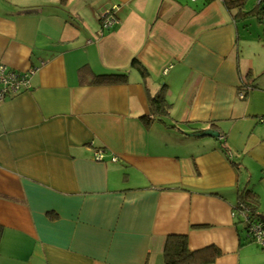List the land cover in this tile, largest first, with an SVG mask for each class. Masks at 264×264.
Wrapping results in <instances>:
<instances>
[{
	"label": "crops",
	"instance_id": "0c3cea01",
	"mask_svg": "<svg viewBox=\"0 0 264 264\" xmlns=\"http://www.w3.org/2000/svg\"><path fill=\"white\" fill-rule=\"evenodd\" d=\"M263 6L0 0V64L34 72L0 103V264H164L171 236L203 264H264L232 216L250 191L264 217ZM108 73L127 81L90 83Z\"/></svg>",
	"mask_w": 264,
	"mask_h": 264
},
{
	"label": "trees",
	"instance_id": "16d2710c",
	"mask_svg": "<svg viewBox=\"0 0 264 264\" xmlns=\"http://www.w3.org/2000/svg\"><path fill=\"white\" fill-rule=\"evenodd\" d=\"M246 0H220L227 11L234 9H241ZM262 11V9H261ZM263 13V12H262ZM131 67L138 69L143 75L145 69L138 63L137 60H132ZM127 81V73H108L101 76H93L90 83L94 85L100 84H119L125 83ZM248 92V91H247ZM244 95L246 90L242 91ZM151 111L158 115H168L169 105H167L162 91H160L156 96L150 98L149 100ZM255 194L253 192H245L239 196V201L236 205L234 211L245 210L249 219L254 221H259L256 215L253 213L255 210L254 206ZM239 223L244 225V229L247 231L248 222L244 220L243 217L237 216ZM263 223V221H260ZM200 252H191L187 248V242L185 237L171 236L166 238L163 245V260L164 264H203L206 259H202L199 256ZM212 260L214 256H211ZM211 260V262H212Z\"/></svg>",
	"mask_w": 264,
	"mask_h": 264
},
{
	"label": "built area",
	"instance_id": "2783aa9c",
	"mask_svg": "<svg viewBox=\"0 0 264 264\" xmlns=\"http://www.w3.org/2000/svg\"><path fill=\"white\" fill-rule=\"evenodd\" d=\"M257 5L262 7L264 4L262 5V0H257ZM263 10H264V6H263ZM108 14H110V12L106 11L104 15L100 18L104 30H109L114 24L113 17L107 16ZM170 68L171 66L164 68L162 74L166 75ZM33 73H34L33 71H30L27 73L20 74L15 71L9 70L4 65L0 64V103L7 96L15 95L23 89H28L29 79ZM243 95L244 93L242 94L241 92L240 97L242 98ZM93 157L94 160L97 162L102 161L101 151H96ZM115 160L116 159H114V161ZM246 214L247 212H245V210L239 212L237 211L232 212L233 217L239 215L243 217L246 222H248L247 235L249 239H251L257 245L262 246L264 244V225L260 221H254L249 219V217Z\"/></svg>",
	"mask_w": 264,
	"mask_h": 264
},
{
	"label": "water",
	"instance_id": "95a60500",
	"mask_svg": "<svg viewBox=\"0 0 264 264\" xmlns=\"http://www.w3.org/2000/svg\"><path fill=\"white\" fill-rule=\"evenodd\" d=\"M194 136L195 137H201V138H203V137L217 138L219 136V134L217 132L212 131V130H206V131H202L200 133H196ZM258 218H259V220L264 222V217L259 216Z\"/></svg>",
	"mask_w": 264,
	"mask_h": 264
}]
</instances>
